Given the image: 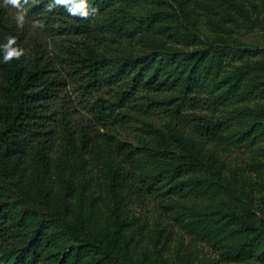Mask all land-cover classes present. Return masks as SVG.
<instances>
[{
    "label": "trees",
    "instance_id": "trees-1",
    "mask_svg": "<svg viewBox=\"0 0 264 264\" xmlns=\"http://www.w3.org/2000/svg\"><path fill=\"white\" fill-rule=\"evenodd\" d=\"M51 3L21 0L27 18L60 37L53 50L0 0V264H167L166 227H148L135 208L164 194L177 199L174 219L218 259L264 264V193L254 196L264 179L222 155L246 148L247 164L264 167V100L255 99L264 96V46L238 36L264 30L257 2L87 0V19ZM8 37L24 52L4 62ZM72 81L94 95L86 119L57 105ZM203 104L211 112L198 111ZM157 109L169 117L163 125ZM129 119L147 139H124Z\"/></svg>",
    "mask_w": 264,
    "mask_h": 264
},
{
    "label": "rangeland",
    "instance_id": "rangeland-1",
    "mask_svg": "<svg viewBox=\"0 0 264 264\" xmlns=\"http://www.w3.org/2000/svg\"><path fill=\"white\" fill-rule=\"evenodd\" d=\"M255 1L260 6L262 14L264 15V0ZM7 12L11 19L16 22L15 17L18 11L9 6ZM36 21L37 20L33 18L31 19L25 16L24 27L29 33L36 35L42 41H44L49 50H53L56 43L59 42L60 37L51 35L47 31H44L43 27L34 26V22ZM201 27L206 33L209 31L208 27L205 24L201 25ZM238 36L249 46L259 48H262L264 46V30L261 28H242L239 31ZM136 49H140L139 44L137 45ZM261 55L262 53L259 50L256 54L246 52L240 58L235 59L234 62L239 63L240 61L256 58ZM105 90L106 89H103L101 90V92L105 93ZM255 99L264 100V96H259ZM93 100L94 95L83 94L78 89L77 83L75 81H72L60 87L58 92L57 105L69 107L73 117L75 118L86 119L90 115V107ZM197 110L211 112V108L208 107L207 104L199 106ZM154 111L155 112L152 114V118H154L157 124L163 125L167 120H169L167 114L161 112L160 109ZM119 130L124 139L132 143L138 144L142 141V139H147V135L142 128V122H140L139 120H126L123 122L122 126L119 127ZM260 143L261 145L264 144L262 142ZM222 155L229 166H233L236 163L243 166L242 173L245 175L248 174L253 182L260 183L264 179V167L262 169L256 170L254 167H250L247 164L250 160L249 149L232 147L230 150L224 151V154ZM261 157L264 158V154H262ZM227 174H230L229 170L227 171ZM258 187L259 189L254 190L255 198L257 195H260L258 193L259 191L264 193V187ZM176 200L177 199L174 196L171 197L168 194H164L163 196L152 195L148 196L145 199L144 204L135 206L136 214L141 215L142 218L147 221L148 227L153 228L155 223L158 221L166 227L169 239L167 241L166 249L163 251V254L164 258L167 261V264H180L178 255L182 254L184 251H190L192 257L194 258L209 256L217 259L215 264H258L254 261H225L218 259L219 254L213 247H211L205 241L194 238V236L186 232L174 219V214L168 208V206L174 203ZM255 202L257 203V205L259 204L258 200H256ZM254 207L255 209H257V206ZM260 215L263 216L264 212H260ZM196 263L199 264L198 262Z\"/></svg>",
    "mask_w": 264,
    "mask_h": 264
},
{
    "label": "clouds",
    "instance_id": "clouds-1",
    "mask_svg": "<svg viewBox=\"0 0 264 264\" xmlns=\"http://www.w3.org/2000/svg\"><path fill=\"white\" fill-rule=\"evenodd\" d=\"M5 5H11L15 7L18 12L16 14V22L18 27H23L25 23V16L27 14V9L21 4V0H4ZM28 0H24V4H27ZM56 5L66 6V9L70 15L79 16L81 18L87 19L90 15L89 5L87 0H53V3L48 5L49 11L52 10ZM96 9H91L92 13H95ZM34 26L43 27V25L36 21ZM16 44V39L14 37H8L7 43L2 47L4 49V62H9L13 58H19L23 55L24 50L22 48L13 47Z\"/></svg>",
    "mask_w": 264,
    "mask_h": 264
}]
</instances>
